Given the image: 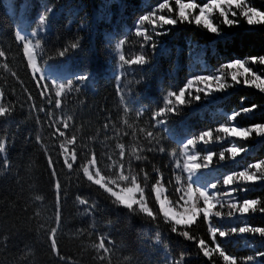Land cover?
<instances>
[{"label":"trees","instance_id":"trees-1","mask_svg":"<svg viewBox=\"0 0 264 264\" xmlns=\"http://www.w3.org/2000/svg\"><path fill=\"white\" fill-rule=\"evenodd\" d=\"M159 2L11 0L12 11L6 0H0V50L5 51L7 57L0 58V91L5 93V104L13 109L9 116L0 118V140L6 141V152L0 153V264H172L181 253L184 254L182 264H223L218 255L212 260L206 259L195 242L172 233L170 225L162 218L150 220L117 206L102 190L84 180L79 170L95 152L103 174L112 176L114 170L108 167L111 164L108 156L119 161L116 145L124 144L126 162L130 160L136 172L142 168L150 174L146 194L150 197V206L158 212L150 185L155 182L158 169L163 175L169 199H179L176 188L180 185L175 180L178 175L175 165L181 152L179 141L184 136L215 129L219 123L225 122L226 114L252 104L258 108L242 114L235 123L247 127L264 122V93L236 84L211 102H204L200 94L199 103L193 101L177 115H170L169 131L151 126L152 113L158 106H163L167 92L178 91L193 74L215 72L221 64L234 58L264 55V25L248 26L241 19L238 26L227 27L219 16L214 17V22L220 25V36L188 23L158 28L157 31L166 30L167 34L156 36L152 34V26L145 23L144 27L152 34L150 43H156L157 47L154 52L149 45L141 48L142 37H136L134 31L129 30L134 29L140 15ZM197 2L202 4L206 0ZM250 2L264 10V0ZM170 3L175 7V0ZM48 7L54 12L46 21L47 27L40 28L39 36L33 40L34 43L36 39L41 42L37 58L39 66L44 74L50 79L56 77L58 82H66L81 73L90 77L86 82L74 81V85L79 83L80 90L65 94L61 110H55L53 105L56 116L65 114L73 118L67 135L77 137L78 160L71 173L63 165L60 140L53 138V129L46 122L45 113L32 110L33 104L37 109L42 106L48 109L49 105L41 99L23 57L22 45L15 39L18 26L29 32L37 31L38 16ZM21 16H26L27 20L21 22ZM125 37L123 53L129 58L145 54L148 63L143 67L125 66L119 81L121 96L115 79L119 69L115 43ZM72 43L78 44L74 50L71 49ZM64 48L69 51L60 58L58 53ZM5 63L7 68L3 67ZM249 66L264 75V66ZM228 82L231 83L229 79ZM29 94L33 97L31 101L28 100ZM125 106L129 109L127 114ZM137 112L143 114L138 117ZM37 117L40 123H37ZM125 119L132 128L127 127ZM141 129L145 131L141 132ZM148 131L155 136L151 142L146 137ZM157 140L165 152L161 153L158 146L157 150L148 151ZM235 143L246 147L247 151L233 161L227 159L223 162L219 161L218 154L230 146L229 140H214L207 145L198 143L197 151L201 156L206 154L204 149L213 151L216 156L210 168L199 170L196 179L201 183L215 182L224 174L264 159V137L253 134L251 138ZM133 147L142 149L139 154L146 159L132 157ZM46 151L55 162L62 185L59 225L55 219L54 178ZM5 158L7 167L4 166ZM140 179L143 180L142 173ZM246 187V192L236 194L239 199L259 197L264 201V181ZM218 191H226L222 183ZM37 196L42 199L37 200ZM77 196L86 199L88 205H81ZM222 211L226 214L227 207ZM212 223L225 229L244 224L264 227V214L257 211L232 219L225 215L223 220L213 217ZM52 227H58L56 240L64 260L51 252L47 235ZM189 231L211 246L208 225L203 217ZM100 236L112 241L108 244L105 240L110 253L104 261L99 259L103 252L98 254L91 247L99 242ZM217 240L226 253L239 260L253 256L254 260L248 264H264V257L256 256L257 252H264V237L246 233L230 235L223 240L217 237Z\"/></svg>","mask_w":264,"mask_h":264},{"label":"snow or ice","instance_id":"snow-or-ice-1","mask_svg":"<svg viewBox=\"0 0 264 264\" xmlns=\"http://www.w3.org/2000/svg\"><path fill=\"white\" fill-rule=\"evenodd\" d=\"M53 12V8H46L44 14L38 16V30L30 34L17 31L15 33V39L22 45L23 57L32 73L33 80L36 82L41 99L46 100L49 105L48 109L43 106L37 109L35 104H33L32 110L45 113L47 117L46 122L53 129V138L60 140V155L63 157V165L71 173L78 160L76 149L77 137L72 135L69 138L67 135L73 118L65 114L56 116L53 105L55 110H61L63 108L65 94L73 90L77 92L80 90L79 83L74 85V81L86 82L90 77L85 73H81L75 75L73 78L67 79L66 82L60 83L56 82V77H51V83H49L50 77L44 74L39 66L37 58L41 42L39 39H36L34 43L33 40L39 36L40 28L47 27L46 21ZM164 12L168 14H161ZM217 13L222 18L221 23L227 27L238 26L241 19L248 26L264 25V10L253 6L250 0H206L202 4L198 3L197 0H175V7L171 5L170 0H160L154 7L140 15L135 22L134 29H130L129 31H134L136 37H142L143 43L140 45L141 48L149 45L154 52L157 44L154 42L150 43L152 41V34L156 36L167 34L166 30L163 32L157 31L158 28L164 29L165 26H176L178 23H188L202 28L211 34L217 36L222 35L220 25L214 22V14ZM145 23L152 26V34L144 27ZM125 44L126 37L119 39L115 45V49L119 53L117 62L121 71L124 70L125 66L128 68H132L133 66L143 67L148 63L145 54H138L131 58L126 56L122 51V46ZM77 47V43L71 44V49L74 50ZM68 51V48H64L59 51L58 56L63 58ZM0 58H7L5 51L0 50ZM250 64L264 66V55L248 56L243 59L234 58L221 64L215 72L209 74H193L178 91L171 90L167 92L163 97V106H158L152 113L151 126L169 131L167 126L170 122V115H177L183 107H190L193 101L199 103L202 99L200 93H204L203 99L208 101L214 97V93L226 91L228 88L241 83L246 87H251L260 93H264V75L254 71L249 66ZM3 67L7 68V64L5 63ZM228 77H230L231 83L228 82ZM115 79L119 82L122 76L116 75ZM193 84L197 85L194 90L192 89ZM117 92L122 96L119 83ZM4 98L5 93L0 91V118L9 116L13 111L11 106L5 104ZM28 100H33L31 94H29ZM121 103H123V99ZM241 103H243V100ZM257 108L258 105L252 104L248 107L234 110L230 114H226L225 122L219 123L215 129L201 130L198 135L190 133L179 141L182 145L181 155L184 159L182 164L177 161L175 167L181 173L188 174L187 182L185 184L182 181L181 175L175 176V180L180 185L176 188L179 199L176 201L170 200L166 194L167 189L163 183V175L158 169L156 170L157 175L155 182L150 185V191L151 196L154 197L155 203L158 206V212L154 211L153 207L150 206V197L146 194V188L151 179L150 174L142 168L139 172H136L132 168L131 161L126 162L124 144L118 143L116 145L119 149V161L113 159L111 155L108 156V159L111 161L108 167L110 170H114L112 176L103 174L95 152L87 158L86 163L80 165L79 170L82 171V178L84 180L89 182L90 185H94L99 190H102L117 206L127 209L130 213L141 214L150 220L155 221L158 218H162L166 224L170 225L172 233L195 242L200 253L206 259L212 260L214 255H218L222 258L223 264H248L249 261L254 260L253 256H248L243 261L239 260L237 257L226 253L221 243L218 242L217 237L223 240L230 235H242L246 233L264 237V227L244 224L242 226H232L229 229H225L221 226H214L212 221L213 217L217 220H223L225 219V215L228 219H232L236 216H246L249 213H255L257 211L264 214V201L261 198H245L241 200L236 195L241 191L246 192V185L264 181V159L250 163L238 171L224 174L215 182L201 183L198 179H194V177L197 176L199 170L210 168L216 156V153L208 149H204L206 154L201 156L197 151L198 143L207 145L214 140H229L230 146L218 154L219 161L223 162L227 159L235 160L237 156L247 151L246 147L235 143L236 140H247L253 134L257 137H264V122L254 123L247 127H241L235 123L239 116L251 113ZM128 111V107L125 106V114ZM142 114V112H137L138 117ZM37 123H40L39 117H37ZM124 123L128 128L133 127L126 119ZM105 127L107 128L108 125L106 124ZM140 131L144 132L145 130L141 129ZM146 137L149 142L155 139L154 133L151 131L146 133ZM37 142H40L39 137H37ZM159 145L160 141L157 140L156 145L148 148V151L157 150L158 146V150L161 153L165 152V148ZM141 151L142 149L133 147L131 149V156L136 160H145L146 157L139 154ZM5 152L6 141L0 140V153ZM46 155L48 156V166L54 178L53 187L56 192L55 219L57 225H59L61 221L60 205L62 185L55 169V162L47 151ZM4 166H8L6 158L4 160ZM141 173L143 180L140 179ZM221 183L226 189L223 193L218 191V186ZM233 185H236V187H233ZM224 197H228V199ZM36 199L39 200L42 198L37 196ZM77 201L81 205H88V201L81 196H77ZM225 207L228 209L226 214L222 211ZM200 217H203L204 222L208 225V235L212 242L211 246L205 239L197 238L189 231L198 222ZM57 231L58 227H52L47 235V239L50 242L52 254L64 260L65 258L60 255L56 240ZM106 239L108 244H112L109 238L100 236L99 242L91 245L98 254L101 251L103 252V255L99 256L101 261L107 259L110 253V249L105 244ZM256 256L264 257V252H257ZM183 259L184 254L181 253L180 258L173 261L172 264H182Z\"/></svg>","mask_w":264,"mask_h":264},{"label":"rangeland","instance_id":"rangeland-1","mask_svg":"<svg viewBox=\"0 0 264 264\" xmlns=\"http://www.w3.org/2000/svg\"><path fill=\"white\" fill-rule=\"evenodd\" d=\"M10 1L11 0H6V2L8 3V5H10V10H12L13 11V8H12V3H10ZM215 16H218V13L217 14H214V17ZM220 18V17H219ZM231 18V17H230ZM222 19V18H221ZM24 20H27V17L26 16H21L20 17V21L22 22V21H24ZM17 31H21L22 33H28V34H30L31 32H29V31H27V30H25V29H23V28H21V27H17L16 28V32ZM118 43V41H116V43H115V45ZM116 55L118 56L119 55V53L116 51ZM117 75H121V70L120 69H118L117 70ZM228 79L230 80V77H228ZM49 82L51 83V79H49ZM57 83H60V82H58V81H56ZM231 82V81H230ZM119 83V82H118ZM237 85H243L242 83L241 84H237ZM201 87H202V85H200ZM244 86V85H243ZM197 87V85L196 84H193V86H192V89L194 90L195 88ZM222 92H216V93H214V97L212 98V99H210V100H208V101H205L204 99V102H211V101H213V100H215L217 97H218V95L219 94H221ZM202 96H204V93H200ZM182 147V146H181ZM183 156L181 155V152H180V154H179V157H178V159H177V161H179L181 164L183 163ZM233 161V160H232ZM177 163V162H176ZM244 167H246V166H243L242 168H244ZM241 168V169H242ZM176 170L178 171V175H181L182 176V181L186 184V182H187V176H188V174L187 173H181V171L179 170V169H177L176 168ZM194 179H196V177H194Z\"/></svg>","mask_w":264,"mask_h":264}]
</instances>
